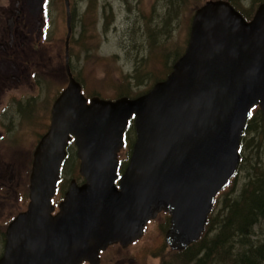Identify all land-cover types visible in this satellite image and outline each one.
<instances>
[{"label":"water","instance_id":"1","mask_svg":"<svg viewBox=\"0 0 264 264\" xmlns=\"http://www.w3.org/2000/svg\"><path fill=\"white\" fill-rule=\"evenodd\" d=\"M25 2L38 12L43 0ZM63 5L67 84L33 151L29 200L5 228L0 264H96L100 250L139 239L160 212L169 215L165 243L181 251L200 238L237 172L251 109L264 114V2L246 19L227 0L205 1L170 72L138 96L115 99L85 97L73 77L69 0ZM130 120L135 140L119 175ZM71 139L83 182L71 180L53 213Z\"/></svg>","mask_w":264,"mask_h":264},{"label":"rangeland","instance_id":"2","mask_svg":"<svg viewBox=\"0 0 264 264\" xmlns=\"http://www.w3.org/2000/svg\"><path fill=\"white\" fill-rule=\"evenodd\" d=\"M69 1L71 11L75 12L74 20L77 24V27L73 28L72 40L69 43L68 49L71 70L77 75L79 79L77 81L79 83L82 81L80 84L84 87L88 97L96 96L104 99H115L119 98L116 97L117 88H119V84H122L121 82L125 79H131L127 93L133 95L143 91L142 89L148 83V79L146 80L144 76L142 77V72H148L154 77L162 75L165 72L163 62L167 60V54H170L174 49L178 50L180 46L182 47L184 40L187 42L186 34L187 30L189 31L188 28L194 8L199 7L207 0H189L192 3L190 6H193L192 11L189 7H184L176 18L174 16L171 18L166 16V14H172L165 11V1L168 7H170L174 3V0ZM260 1L261 3L264 2V0H235L236 4L249 17L253 15ZM21 3L26 6L25 0H21ZM10 4L11 0H0V9L8 8ZM87 5L90 6V9H87ZM46 7L50 10V29L47 43L41 49L44 51V55L38 56L36 54L34 56L33 65L38 66L36 68L38 73L35 74V81L29 76L30 70L35 68L31 65L30 70L26 73L28 82L24 83L23 86L21 84L17 85L15 82L14 87L6 90V94L1 98L7 109H2L4 112L0 116V134L5 135L3 144H0V155L3 160L11 165L7 166L5 163L0 165V250L2 248L1 233L3 229L1 223L3 219L12 215L14 211L25 209L19 200H17V196L12 194V191L15 190L16 193V188H20L24 196L27 197L29 172L28 174H24V171L30 170L33 148L49 124V109L53 101L52 99L57 94V89L59 90V88L67 84L64 70L66 27L63 0H48ZM173 7L179 8L178 3H175ZM86 9L88 14L86 13ZM95 16L96 21L93 22L92 18ZM149 17L155 20L151 29V34L155 33L153 39L162 36L159 30L166 18L169 19V24L166 25L165 30H169V32L167 35L161 37L160 43L146 54L142 19ZM80 24L82 25L81 29ZM158 24L159 29L153 31L157 28ZM94 26H96V33H94V38L91 42L89 41L90 28ZM145 33L147 35L146 28ZM87 36L89 44H91L89 54L85 52L88 41L80 47L76 42L75 44L73 43L75 40ZM85 40L87 39L85 38ZM137 40H143L144 42V49L139 53H137V49L131 46L133 42L136 44ZM48 41H52V43L48 45ZM141 57H144L140 61L142 67L138 69L136 78L138 79L137 82L141 79L142 84H136L134 81L136 79L133 78V73L135 72L133 65L135 60ZM149 80L151 81V79ZM22 93L24 95H38L34 103L39 110L32 115L26 113L23 105H18L15 102L14 96L20 97ZM48 101V106L44 108ZM73 147L74 145H71L68 148L69 157L71 155L72 157L71 162L66 163L65 169L62 172L63 182L61 183V190H63V184L68 187L72 179L77 183L81 182V176L78 173V160L73 157L75 150ZM126 153L127 149H124L121 152V158ZM252 161L250 159L247 162V166H250ZM242 177L243 174L239 172L235 178L236 188L238 184L241 186L244 182V178ZM15 179L18 181L17 186L13 182ZM7 190H9L11 197H6ZM155 225L157 227L164 225L165 227V223L161 219H158ZM151 239H153L151 241L152 245L147 250L146 246ZM142 242L132 247L129 251L123 250V253L126 257L130 253L136 254L137 264H162L164 260L166 263L170 261L173 251L166 245L164 239V244H162L161 228H158V232H154V236L150 234ZM113 252L114 249L110 250L108 256Z\"/></svg>","mask_w":264,"mask_h":264},{"label":"trees","instance_id":"3","mask_svg":"<svg viewBox=\"0 0 264 264\" xmlns=\"http://www.w3.org/2000/svg\"><path fill=\"white\" fill-rule=\"evenodd\" d=\"M227 1L246 17H249L248 14L236 4L235 0ZM175 3H178L179 8L173 7ZM191 4L189 0H174L172 6L168 7L165 1V11L172 14H166V16L170 18L174 16V18H176L180 15L184 7H189L192 11L193 6L191 7ZM87 9H90L89 5H87ZM74 13V11H71L72 31L73 28L77 27L74 20ZM166 20L159 30L160 35H162L161 37L167 35L169 32V30H165L166 25L169 24V19L166 18ZM92 21H96V16L92 18ZM153 21L155 20L150 17L142 19L146 54L152 48H155L160 43V39H162L161 37L153 39L155 34L154 32L151 34ZM144 27L147 29V35ZM81 28L82 25L80 24V29ZM158 29L159 24L153 31ZM94 33H96V26L90 28L89 41L91 42L94 38ZM187 36L188 30L186 41ZM85 38L87 40H85ZM85 38L81 37L73 43L75 44L76 42L79 47L83 46L85 42L88 41V36ZM71 40L72 37L70 41ZM89 41L87 47H85V52L87 54H89L91 46ZM137 43L136 45L133 42L131 44L132 48L137 49V53L142 52L144 49L143 40H137ZM185 44L186 42L184 40L182 47L180 46L178 50L173 48L174 50L170 52V54H167V60L163 62L165 72L162 75L154 77L148 72H142V77L144 76L146 80L148 79V83L142 89L143 91L130 95L127 93V90L131 79H125L121 82L122 84H119L116 97L132 98L149 90L153 83L162 80L170 72L172 64L182 54ZM144 57H146V55H144ZM144 57L140 59L137 58L136 60L134 59L133 69L135 72L133 73V78L136 79L134 80L136 84H142L141 79L137 82L138 79L136 78V74L138 69L142 67L140 61L143 60ZM73 76L79 81L76 74ZM149 79H151V81ZM80 83H82V81H80ZM134 138L133 123L130 120L125 131L127 152H129ZM239 154L240 162L237 172L229 185L216 195L213 208L207 217V222L200 238L181 251H173L170 256V261L166 263L164 260L162 264H264V114H262L257 107L252 109L246 121L240 141ZM250 159L253 161L250 166H247V162H249ZM69 162H71V157L65 158L61 170L62 172L65 169L66 163ZM239 172L243 174L242 178H244V182L241 186L238 184L236 188L235 178Z\"/></svg>","mask_w":264,"mask_h":264},{"label":"flooded vegetation","instance_id":"4","mask_svg":"<svg viewBox=\"0 0 264 264\" xmlns=\"http://www.w3.org/2000/svg\"><path fill=\"white\" fill-rule=\"evenodd\" d=\"M48 0H43L41 3L42 6L38 12L33 11L32 9L24 6L21 3V0H11V4L8 8L5 9H0V116L4 112L5 109H7V106L3 104V99L1 98L6 94V90L9 88L14 87V83L16 82L17 85L21 84L23 86L24 83L28 82V79L26 77L27 71L30 70L31 65L34 64V56L37 54L38 56L44 55V51L41 50L43 45L47 43L48 39V32L50 29V10L49 8L46 7ZM65 12V9H64ZM36 13V14H35ZM71 13V9H70ZM72 33V30H71ZM71 38V35H70ZM51 39V38H50ZM70 40V39H69ZM52 41H48V45L51 44ZM47 45V46H48ZM35 68H32L30 70V77L32 80L35 81V74L38 73L37 69L38 66L33 65ZM29 67V68H28ZM70 71L71 70V66ZM65 70V69H64ZM29 73V72H28ZM73 74V73H72ZM66 75V73H65ZM74 75V74H73ZM65 86L57 89V94L55 97L52 99V103L50 105V116H51V107L56 99L57 95L60 93V91L64 88ZM83 87V86H82ZM84 90V87L82 88ZM87 95V94H86ZM37 96L34 95H24L23 93L20 95V97L15 98V102H17L18 105H23L26 109V113L32 115L34 112L38 111L39 108L35 105L34 100L37 98ZM5 98V97H4ZM49 104V101L47 104H45L44 108H46ZM4 109V110H2ZM21 111V109H20ZM49 123H50V117H49ZM49 126V124H48ZM47 126V129H48ZM46 129V131H47ZM44 131L42 135L46 132ZM41 135V136H42ZM39 137V139L41 138ZM5 139V135L0 134V144H3V140ZM38 139V141H39ZM37 141V143H38ZM36 143V145H37ZM35 145V147H36ZM73 145L72 139L68 142L67 147H66V155L63 159V162L65 158L69 157V152L68 148ZM33 148V151L35 149ZM74 153L73 157L77 159L76 157V148L75 146L73 147ZM126 150V146L124 145L120 152L118 153V174L120 175L124 168L127 165L128 162V154L126 155L123 154V158H121V152L123 150ZM33 151H32V157H33ZM72 157V155L70 156ZM69 157V158H70ZM32 161V160H31ZM62 162V166H63ZM5 163V165L10 166L11 164L6 162L5 160L2 159L0 155V165ZM70 163V162H69ZM79 165V163H78ZM31 167V165H30ZM62 167L60 169L59 173V180L57 182V187L56 191L52 197V203L55 206L54 213L58 210V203L62 200L64 193L67 189L65 184H63V190H61V183L63 182V173H62ZM29 171H24V174H28ZM16 183V186L18 185L17 179L13 181ZM1 186V185H0ZM26 189V186H25ZM1 190V187H0ZM62 193V194H61ZM12 194L14 196H17V200H19L20 204L23 205L26 208L27 202H28V195L27 197L24 196V193L20 190V188H16V193L15 190L12 191ZM5 197V196H4ZM6 197H11L9 190H7V196ZM16 198V197H15ZM57 199V201H56ZM14 211L12 215L9 217H5L1 223V227L3 229V232L1 233V243H2V248L0 250V257L3 253V245H4V239H5V228L8 222L19 212L23 211ZM161 219L163 220V223H165V227L160 226L157 227L155 223H157V220ZM169 227V215L165 212H160L157 214V216L149 220L146 225L143 228V233L141 237L131 244L123 247L120 244H112L107 246L105 249L99 251L98 253V261L96 264H137L136 263V254H129L128 257L123 253V250L129 251L132 247H135L137 244L142 242L148 235L154 236V232H158V228H161L162 232V244L163 239L165 237V232L167 228ZM164 233V235H163ZM147 244L146 249L148 250L150 246L152 245L151 241ZM143 245V242H142ZM167 245V244H166ZM114 249V252L108 256L109 251ZM107 259V262H106ZM80 264H90L87 261H83Z\"/></svg>","mask_w":264,"mask_h":264}]
</instances>
